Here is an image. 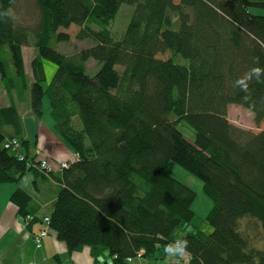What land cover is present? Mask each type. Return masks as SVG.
<instances>
[{"label":"trees","instance_id":"16d2710c","mask_svg":"<svg viewBox=\"0 0 264 264\" xmlns=\"http://www.w3.org/2000/svg\"><path fill=\"white\" fill-rule=\"evenodd\" d=\"M33 1L40 20L30 29L13 18L15 0H0V79L10 93L6 51L24 78L21 48L32 37L37 56L57 68L43 89L41 63L33 60V83L20 93L29 91L38 119L47 98L54 130L76 156L48 178L28 168L11 103L0 109V126L14 128L25 159L3 147L0 130V183L33 170L60 186L48 217L69 252L107 250L114 264H123L187 239L189 264H264V131L227 118L228 106L237 105L253 114L255 126L264 119V83L249 85L248 101L233 86L255 66L254 57L264 67V0ZM126 2L133 11L114 40L106 28ZM72 25L77 40L93 45L66 56L50 45L70 42L62 30ZM88 60L99 64L93 76ZM180 123L194 131L193 142ZM169 161L201 181L212 202L209 234L193 225L196 193L167 174ZM10 200L22 219L29 215L28 194L17 190Z\"/></svg>","mask_w":264,"mask_h":264},{"label":"crops","instance_id":"0c3cea01","mask_svg":"<svg viewBox=\"0 0 264 264\" xmlns=\"http://www.w3.org/2000/svg\"><path fill=\"white\" fill-rule=\"evenodd\" d=\"M21 48L24 78L15 74L10 61V55L6 51L4 56L7 58L11 76L15 84L10 93H6L4 84L0 79V109L8 107L11 103L15 105L20 118L19 137L27 142V148H22V152L29 159L47 160L55 175L60 171L61 162H71L76 154L68 143L54 130V119L51 117L48 101L43 100V115L36 118L30 109V94L27 89L20 93L22 85L30 86L33 83L31 65L26 61L24 50ZM35 51L36 48L33 47ZM40 58L35 51L32 61ZM31 61V63H32ZM87 66V63H86ZM43 88V83L41 84ZM47 88V87H46ZM43 88V89H46ZM47 100V98L45 99ZM26 104L31 115L23 117L20 112V105ZM242 108V107H241ZM237 105H229L227 118L231 124L242 129L253 132L264 131V119L257 127L253 123V114L246 115L251 122L249 126H244L242 122L230 118V114L243 110ZM2 134L6 138H16L14 128L9 125L0 126ZM60 186L52 180L42 178L33 170L26 171L19 180L14 183H0V264H114L113 257L107 250H99L94 255L89 247L69 252L64 242L58 240L56 233L50 230L44 238L41 247L37 248L34 236L41 228V219L49 216ZM22 190L30 197L27 206V213L34 217L25 225L22 217L18 214V209L11 202V195ZM190 257L169 256L164 251H158L150 257L133 258L131 262L123 264H189Z\"/></svg>","mask_w":264,"mask_h":264},{"label":"rangeland","instance_id":"374dc122","mask_svg":"<svg viewBox=\"0 0 264 264\" xmlns=\"http://www.w3.org/2000/svg\"><path fill=\"white\" fill-rule=\"evenodd\" d=\"M133 7L134 5L130 2L123 3L118 9V12L115 18L108 24L106 29L109 31V34L112 36L114 40H119L121 36L123 35L127 27L130 15L133 11ZM11 13H12L13 18L19 25L26 26L30 29H33L39 23V20H40L39 9L37 8L33 0H15ZM91 26L93 27L96 25H91ZM62 31L69 34L70 42H59L58 43V42L52 41L50 47L63 55H66V56H70L73 54L75 55L82 49L87 48L90 44L93 45V43L91 42L79 41L75 38L78 28L74 25H72L67 30L63 29ZM29 39L30 41L26 49L24 50V53H25L26 61L31 65V61H32L33 55L36 50L35 51L33 50V47H34L33 38L30 37ZM40 61L42 62V69H43L44 76H45L43 88H46L50 84L57 67L54 63L48 60L40 59ZM174 62L177 64H181V65L188 64L187 60L181 57H176ZM98 69H99L98 63H96L94 60H88L87 71H86L88 75L93 76L97 72ZM45 99L46 98H44V101H47ZM245 111L247 113H250L246 109H243L242 111L240 110L239 111L240 114H236V111H233L230 114V118L235 121H239V122L241 121L244 126H249L251 122L249 121ZM20 112H21V115H23V117L28 116L26 114L31 115L32 113V112L30 113L29 107L26 104L20 105ZM177 128L180 130V132L182 133V135L188 142L194 141V131L188 125L184 123H180L177 126ZM6 139H16V138L13 137V138H6ZM166 172L168 175L178 180L179 182L185 184L186 186L191 188L196 193V198L191 206L195 214L193 225L199 230H201L202 232L209 234L212 231V228L205 221V218L212 208V202L203 193L201 181L198 178H196L194 175L190 174L189 172L184 170L182 167L177 165L173 161L168 162L166 166ZM41 228H42V225H41ZM49 232H50V229H49Z\"/></svg>","mask_w":264,"mask_h":264},{"label":"clouds","instance_id":"9594fccd","mask_svg":"<svg viewBox=\"0 0 264 264\" xmlns=\"http://www.w3.org/2000/svg\"><path fill=\"white\" fill-rule=\"evenodd\" d=\"M253 63L255 66L250 68L242 77L238 78L233 85L245 93V95L242 97L244 101H248L251 98L249 85L253 81L256 83H264V67L260 66V58L254 57ZM189 247V240L179 239L168 244L165 247V253L169 256H178L181 258L191 257V253L188 250Z\"/></svg>","mask_w":264,"mask_h":264},{"label":"built area","instance_id":"2783aa9c","mask_svg":"<svg viewBox=\"0 0 264 264\" xmlns=\"http://www.w3.org/2000/svg\"><path fill=\"white\" fill-rule=\"evenodd\" d=\"M19 141L17 139H5L4 143H3V147L6 149H10L11 151L17 152L18 155V159L19 160H24L25 156L23 154L20 153L19 151ZM27 167L28 168H32L35 169L36 171H38L39 173L43 174L44 176H47L53 172V168L51 167V165L49 164V162L47 160H32V159H27ZM69 165L68 162H61L60 163V169H65L67 168ZM33 220V217L31 215H27L23 221L25 224H28L30 221ZM41 225L42 228L40 229L39 233L37 235L34 236V242L37 248L41 247L42 242L44 240L45 237H47L48 233H49V229H50V219L48 216H45L41 219ZM132 258H127L125 260V262H131Z\"/></svg>","mask_w":264,"mask_h":264}]
</instances>
